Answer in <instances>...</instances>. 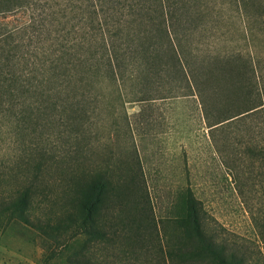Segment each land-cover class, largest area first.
Masks as SVG:
<instances>
[{
  "label": "trees",
  "instance_id": "obj_1",
  "mask_svg": "<svg viewBox=\"0 0 264 264\" xmlns=\"http://www.w3.org/2000/svg\"><path fill=\"white\" fill-rule=\"evenodd\" d=\"M201 3L0 0V125H13L26 161L19 169L0 159V227L19 221L44 236L61 237L54 256L64 264H108L109 257L136 259L137 251L145 263L156 258L170 264H246L208 233L202 205L190 189L176 194L167 219L179 231L175 238L164 230L160 234L142 174L133 169L136 163L126 169L112 157L88 169L62 168L55 161L57 153L76 162L82 155L85 159L91 145L86 133L99 128L102 109L115 112L125 96L128 102L150 99L154 76L181 73L198 88L200 57L187 44ZM242 58L235 53L203 58L213 60L212 67L223 64L230 78H238L234 95L245 105L211 126L262 109L254 63ZM242 75L247 79L239 80ZM126 81L133 82L131 87ZM38 129L49 147L21 140ZM44 135H54L56 142ZM68 142L73 145L64 147ZM51 171L61 173L58 215L43 222L37 209L52 198L40 183ZM91 247L111 255L99 260Z\"/></svg>",
  "mask_w": 264,
  "mask_h": 264
},
{
  "label": "rangeland",
  "instance_id": "obj_2",
  "mask_svg": "<svg viewBox=\"0 0 264 264\" xmlns=\"http://www.w3.org/2000/svg\"><path fill=\"white\" fill-rule=\"evenodd\" d=\"M201 6V14L190 22L187 44V50L200 57L203 75L198 88L181 73L154 76L150 99L128 102L125 96L123 106L116 104L115 112L102 109L97 117L99 128L86 133L91 145L85 159L82 155L81 162H76L57 153L55 161L62 168L88 169L112 157L126 169L136 163L133 169L139 168L142 174L160 234L164 230L175 238L179 231L167 219L176 194L190 189L202 205L208 233L246 264H264V0H249L245 5L237 0H202ZM231 53L254 63L263 106L241 119L211 126L222 114L234 115L245 107L234 95L238 78H230L223 64L212 67L213 60H203ZM245 78L242 75L239 80ZM132 83L126 81L125 85L131 87ZM42 132L38 129L35 136L21 140L49 147V140L40 138ZM53 136L44 138L54 143ZM18 138L12 124L0 125V159L14 168L26 162ZM69 145L73 144H63ZM55 171L44 175L40 183L52 198L37 209L43 222L54 221L58 215L55 202L61 194V173ZM60 238L12 221L0 227V264H64L54 256ZM90 252L99 260L110 254L94 247ZM51 254L54 257L48 259ZM133 255L136 259L114 261L109 257L108 264H170L156 258L145 263L138 251Z\"/></svg>",
  "mask_w": 264,
  "mask_h": 264
}]
</instances>
